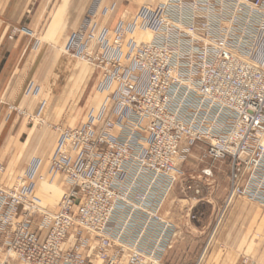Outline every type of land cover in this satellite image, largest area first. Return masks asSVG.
I'll list each match as a JSON object with an SVG mask.
<instances>
[{
  "label": "built area",
  "instance_id": "1",
  "mask_svg": "<svg viewBox=\"0 0 264 264\" xmlns=\"http://www.w3.org/2000/svg\"><path fill=\"white\" fill-rule=\"evenodd\" d=\"M133 15L111 40L90 15L71 35L65 53L103 65V89L119 83L113 118L102 109L61 131L48 169L67 186L55 212L33 196L37 162L0 185V264H116L124 255L125 264H163L172 226L152 193L175 182L184 144L229 161L227 203L264 209V0H167ZM137 31L149 38L126 42ZM123 60L144 80L113 71ZM124 125L118 142L111 131ZM148 234L155 239L145 244Z\"/></svg>",
  "mask_w": 264,
  "mask_h": 264
},
{
  "label": "crops",
  "instance_id": "2",
  "mask_svg": "<svg viewBox=\"0 0 264 264\" xmlns=\"http://www.w3.org/2000/svg\"><path fill=\"white\" fill-rule=\"evenodd\" d=\"M165 1L0 0V163L4 166V171L0 173V185H14L17 178L37 162L34 196L48 211L58 209L62 195L53 210L42 205L44 203L39 195L42 189L49 194L57 189L53 185L57 178L61 179L64 190L67 187L63 176L51 178L48 175L50 159L61 131L80 127L86 122L88 114L100 115L102 109V119L111 118L114 106L112 96L119 88V83L110 90L102 88L105 80L103 65L94 67L65 53L71 35L78 30L83 18L90 15L94 32L99 34L105 29L111 40L119 23H132L134 10ZM140 32L128 35L126 42L130 39L140 42L142 39L137 35ZM141 33L147 39L148 34ZM90 46L99 52L94 43ZM113 71L126 73L134 80H144L143 73L133 67L131 60H123ZM27 119L43 123L38 128L34 125L30 127ZM54 127H58V132L53 131L57 138H46V130ZM126 133L127 125L111 131L118 142L124 139ZM202 145L184 144L178 166L187 160L194 147ZM42 175L50 184L38 187V177ZM170 189H166L162 181L152 193L159 215L172 226L170 243L160 253V261L163 264L194 263L200 247L194 250L190 241L178 235L182 230H177L171 219L161 213ZM121 215L119 213L120 219L123 218ZM227 216H250V219L242 223H237V219H226L216 231L215 242L208 255L203 257V264H264V209L231 208ZM187 218L188 214L183 219L185 224ZM241 226L246 228L238 233L236 229ZM250 227L255 228L251 234ZM257 231L262 233V239L258 238L259 234L254 238ZM128 238L129 235L125 237ZM154 239L148 234L144 243L149 244ZM11 264L20 263L11 261ZM95 264L100 263L95 261Z\"/></svg>",
  "mask_w": 264,
  "mask_h": 264
},
{
  "label": "rangeland",
  "instance_id": "3",
  "mask_svg": "<svg viewBox=\"0 0 264 264\" xmlns=\"http://www.w3.org/2000/svg\"><path fill=\"white\" fill-rule=\"evenodd\" d=\"M138 9L139 8L134 10L132 13H135ZM137 35L140 39H142L140 42L149 38L147 36V39H144L141 32ZM85 62L86 61H84V63ZM91 69L92 68H90V71ZM27 122L30 127L34 125L37 128L43 123L42 121H38L36 119H27ZM53 131L54 133L58 132V127L46 130V138L53 136L56 139L58 135L54 136L55 134ZM200 147H194L187 160L182 165L178 166L176 180L171 187L169 196L165 199L161 209L162 216L170 218L176 225L177 230H182L180 231V233H182L178 235H181L184 239L190 241L194 245V250H197L198 247H200V252L195 262L185 264H203V257L208 255L210 247L213 246L215 242L216 231L220 229L226 219H237L239 220L237 223H242L241 221L250 219V216L228 217L227 214L231 208H262L259 205L243 198H236L231 203H227L226 194L228 191V179L230 175L229 161H212L210 159H206L203 156L205 147L204 145ZM206 168L211 170L210 177H206L203 174V171ZM42 178V180H39L38 178V187H42L44 184H50V182L45 181L46 178L43 175ZM53 185L56 186L55 188L57 189L52 190L50 194L48 191H44V193L43 189H40L41 195H39V198L42 199L44 203L42 205H47L48 209L51 210L56 207L65 187L62 185L61 179L59 178H57ZM35 190L36 187L34 189V193ZM187 214L188 218L187 223L185 224L183 219L186 218ZM244 224H247V222ZM245 228L246 227L241 226L238 227L236 231L239 233L240 230L243 231ZM254 229L255 228L250 227V234ZM258 234V231L254 232V238H256ZM258 238L262 239V233L258 235ZM122 260V264H125V255L122 257ZM2 261L3 257L1 255L0 263ZM120 261L121 259H119L116 264H121Z\"/></svg>",
  "mask_w": 264,
  "mask_h": 264
},
{
  "label": "bare ground",
  "instance_id": "4",
  "mask_svg": "<svg viewBox=\"0 0 264 264\" xmlns=\"http://www.w3.org/2000/svg\"><path fill=\"white\" fill-rule=\"evenodd\" d=\"M122 262H123V260H122V258H121V261H120V263L122 264Z\"/></svg>",
  "mask_w": 264,
  "mask_h": 264
}]
</instances>
